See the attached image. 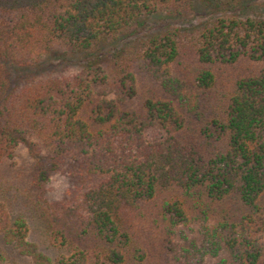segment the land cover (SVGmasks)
<instances>
[{
	"label": "trees",
	"instance_id": "1",
	"mask_svg": "<svg viewBox=\"0 0 264 264\" xmlns=\"http://www.w3.org/2000/svg\"><path fill=\"white\" fill-rule=\"evenodd\" d=\"M164 10L206 16L119 46ZM53 51L89 58L28 73ZM21 144L41 194L70 182L40 213L56 257L0 194L32 264H264V0H0V164Z\"/></svg>",
	"mask_w": 264,
	"mask_h": 264
},
{
	"label": "rangeland",
	"instance_id": "2",
	"mask_svg": "<svg viewBox=\"0 0 264 264\" xmlns=\"http://www.w3.org/2000/svg\"><path fill=\"white\" fill-rule=\"evenodd\" d=\"M205 13L188 16H176L168 10L141 16L135 19L130 31L120 42L124 40L136 39L151 32H157L164 27L189 28L198 24L205 18ZM119 46H117L119 48ZM113 48L104 46L97 54L102 55ZM88 55L82 53L72 54L62 51H53L44 55L40 61L31 68H27L30 74L52 73L54 75H69L75 73L80 65L84 64ZM16 74L22 73L23 69L13 71ZM35 172L34 158L28 152L25 145H19L11 158L0 164L1 181L7 184L4 191L0 194L14 196L12 211L20 212L25 215L28 224V241L35 245L41 253L56 257L58 252L49 244L48 233L45 229V221L40 215L45 208L43 198L48 201L61 200L70 186L67 177L60 173H54L45 184V192H41L33 184ZM1 189V188H0ZM30 256L21 255L17 250L7 244L0 235V264H32Z\"/></svg>",
	"mask_w": 264,
	"mask_h": 264
}]
</instances>
